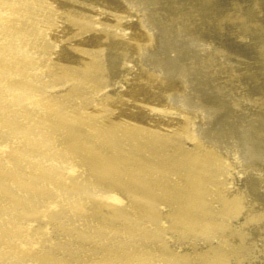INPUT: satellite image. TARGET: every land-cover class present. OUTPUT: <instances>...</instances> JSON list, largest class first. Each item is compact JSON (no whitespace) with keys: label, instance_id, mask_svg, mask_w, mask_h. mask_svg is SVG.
<instances>
[{"label":"bare ground","instance_id":"6f19581e","mask_svg":"<svg viewBox=\"0 0 264 264\" xmlns=\"http://www.w3.org/2000/svg\"><path fill=\"white\" fill-rule=\"evenodd\" d=\"M50 1L0 0V264L247 258L250 245L233 224L244 205L231 197L220 151L185 121L176 127L195 147L176 131L160 134L170 124L137 118L129 126L135 115L123 94L133 79L112 83L108 51H141L152 38L122 31L133 21L102 12L81 20L71 13L61 26ZM144 80L161 81L154 73ZM132 95L138 106L149 102L145 89ZM263 218L253 211L249 222ZM203 238L217 242L206 251Z\"/></svg>","mask_w":264,"mask_h":264},{"label":"rangeland","instance_id":"374dc122","mask_svg":"<svg viewBox=\"0 0 264 264\" xmlns=\"http://www.w3.org/2000/svg\"><path fill=\"white\" fill-rule=\"evenodd\" d=\"M59 1L61 8L52 0L50 5L61 26L70 25L71 13L81 20L102 12L133 21L122 31L152 38L141 51L130 46L108 51L112 83L133 79L130 93L123 94L126 109L135 115L129 126L137 118L146 127L170 124L160 134L176 131L187 145L195 141V147L198 140L220 151L230 164L231 197L244 205L233 224L250 245L245 255L252 251L236 264H264V223L249 222L253 211L264 217V0ZM103 23L114 26L110 17ZM149 73L161 81L146 82ZM142 89L149 102L138 106L132 93ZM183 121L197 140L176 127ZM143 135L139 129V139ZM216 242L203 238L202 248L208 251Z\"/></svg>","mask_w":264,"mask_h":264}]
</instances>
